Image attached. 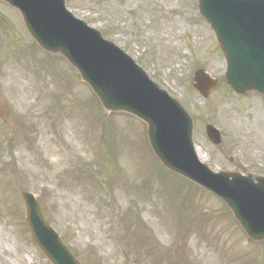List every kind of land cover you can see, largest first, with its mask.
<instances>
[{
  "label": "rangeland",
  "instance_id": "obj_1",
  "mask_svg": "<svg viewBox=\"0 0 264 264\" xmlns=\"http://www.w3.org/2000/svg\"><path fill=\"white\" fill-rule=\"evenodd\" d=\"M66 4L182 104L211 171L264 176V96L228 87L199 0ZM199 69L218 80L206 99L193 88ZM21 190L82 264H264V243L249 242L223 203L160 166L143 123L105 116L76 69L43 53L0 3V264H51L31 237Z\"/></svg>",
  "mask_w": 264,
  "mask_h": 264
},
{
  "label": "water",
  "instance_id": "obj_2",
  "mask_svg": "<svg viewBox=\"0 0 264 264\" xmlns=\"http://www.w3.org/2000/svg\"><path fill=\"white\" fill-rule=\"evenodd\" d=\"M19 10L27 31L50 55L63 57L80 74L108 114H127L146 125L149 145L164 167L220 199L248 239L264 242V178L239 173L215 174L197 158L194 122L134 61L102 35L77 20L66 0H0ZM201 14L214 29L227 60L225 80L238 95H264V0H200ZM218 81L203 70L194 88L204 98ZM214 145L219 131L206 127ZM255 181L257 183H255ZM26 221L39 249L52 264H81L47 223L40 204L21 192Z\"/></svg>",
  "mask_w": 264,
  "mask_h": 264
},
{
  "label": "bare ground",
  "instance_id": "obj_3",
  "mask_svg": "<svg viewBox=\"0 0 264 264\" xmlns=\"http://www.w3.org/2000/svg\"><path fill=\"white\" fill-rule=\"evenodd\" d=\"M198 156H199V157H201V154H200V152H199V151H198Z\"/></svg>",
  "mask_w": 264,
  "mask_h": 264
}]
</instances>
